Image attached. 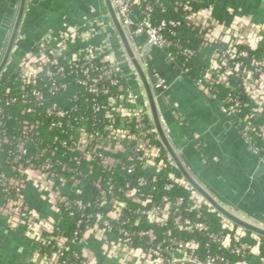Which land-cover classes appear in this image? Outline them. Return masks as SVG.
Returning <instances> with one entry per match:
<instances>
[{"label":"built area","instance_id":"built-area-1","mask_svg":"<svg viewBox=\"0 0 264 264\" xmlns=\"http://www.w3.org/2000/svg\"><path fill=\"white\" fill-rule=\"evenodd\" d=\"M221 1L223 0H177L175 11L182 10L185 15L184 20L204 31L203 46L213 45L217 42L228 44L226 49H217L213 52L209 68L195 85L209 99L218 103L222 113L232 117L238 124L250 126V123L240 117L243 107L247 104L241 100L238 93L242 89L256 102L257 114H264V51L260 56L250 52V49L257 50L259 45L264 43V21L255 20L252 14L238 13L231 9L230 22L223 23L215 16V8ZM111 2L139 60L142 61L143 51L140 50V45L133 40L136 35H144L149 43L165 51L172 45L167 32L170 31L173 34L174 31L171 28L180 25L181 19H162L155 22L152 4L146 3L143 5L144 9H140L143 0H111ZM195 3L199 4L198 8L195 7ZM132 26L135 27L134 30L131 29ZM36 46L37 50L28 52L15 70L20 74V84L24 91L28 86H36L42 80L40 75L42 71H45L51 82L47 88L48 92L56 94L60 90L68 89L69 83L59 81V76H65L68 69L60 64V59L64 55L68 66L78 65L81 62L92 63L97 59L104 62L102 66L91 64L90 67L84 69V77L78 78V83L91 93L108 94L109 89L103 85V81L107 77H112L113 84H119L118 79L114 77L120 76L136 82L140 81L130 59L125 53H121L113 47L111 35L107 33L104 23L100 21L98 23L85 22L84 24L64 23L58 31L47 32L36 43ZM243 46L245 47L243 48ZM183 52L188 57L194 54V51L189 48H185ZM167 55L173 62L175 61L168 52ZM245 58L249 62L243 65L242 59ZM152 76L157 77L155 88L164 91L167 88L166 81L155 70L152 71ZM233 79L238 80L239 83L233 85ZM218 85L231 88L232 92L221 97ZM119 89L123 90L124 88L120 85ZM34 94L40 101L45 97V92L37 87L34 89ZM92 109L96 112L104 110V116L108 122L102 129L87 130L83 128L77 137L70 135V144L67 145L69 150L80 151L86 160L97 157L102 165L109 168L116 167L122 160L130 161L131 164L122 165V169L128 173H133L136 162L141 161L142 167L153 176V180L159 177L176 180L174 173L166 170L167 163L160 159L162 147L154 142L160 139L159 135H153L154 130L145 127L146 116H152L149 104L145 101L140 102L139 96L134 90L129 95L120 93L110 96L106 104L94 97ZM48 114L64 118L67 116L68 110L58 107L55 103L48 109ZM115 114L134 120L135 130L117 126L113 121ZM161 123L167 136L170 137V128L164 116H161ZM38 126L37 123L25 120L23 126L25 138L29 139L27 133ZM249 130L253 131V136L247 134L246 141L253 152L261 157L263 148L259 146L258 142L264 143V123L255 125L254 129ZM134 141L137 142V145L131 151L130 145ZM3 143H10L9 137L5 134L0 137V150ZM18 150L19 157L26 152L25 141L19 142ZM56 163L63 170L66 168L64 162L57 161ZM18 171L19 178L8 179L3 175L2 185L5 190L16 189L17 197L9 199L0 206V219L7 217L11 228L26 224L39 245L50 243L52 240L62 246H65L67 242L78 245L84 241L87 235H94L103 241L106 256L117 259L118 264H233L230 257L225 255L211 252H207L204 256L200 255L201 242L196 238L175 239L172 246L161 241L158 244V249H145L136 245L134 242L136 238L154 242L159 239V236L153 228L127 229L124 225L130 219L123 218V211L131 210L129 203L125 199L119 198L113 190L108 191L103 188L101 179L94 183V186L100 191V211L88 215L93 217V222L82 237L68 239L64 234L53 235L59 227L65 231L68 230L60 218L59 203L71 205L74 200L71 199L72 197L77 198L84 192H92V186L74 177L72 182H68L55 170V163L50 158L41 166H36L33 163L28 166L19 164ZM179 181L181 186L190 191V201L192 202L190 207L185 205V198L182 196L174 199L165 197L163 204L155 203L152 194L142 192L140 189L147 184V179L144 177H139L136 185L131 181L127 182L120 191L126 198L140 205L141 213L149 223L164 226L172 219L176 229L190 233L205 232L212 244L219 245L240 256V259L234 264H264V245L259 235L249 234L248 230L236 226L224 216L221 220L222 230L220 231H211L205 222L184 216L183 210L192 212L201 209L205 204H210L193 189L186 179ZM29 182L37 184L39 191L43 192L52 203L57 217H42L26 204L25 191ZM172 186L173 184L169 183L166 188L170 189ZM64 188L65 192L63 193ZM74 203L79 208L87 207L80 199H75ZM71 214L73 213L71 212ZM140 220L137 218L135 224H139ZM115 228L119 230L120 235L111 239L109 233ZM171 233V228L165 232L167 236H170ZM162 249L169 251L170 258L164 256L161 252ZM61 254L62 252L57 250L50 256L43 255L41 257L44 264H59ZM81 256L85 259L83 264H100L85 251H81Z\"/></svg>","mask_w":264,"mask_h":264},{"label":"trees","instance_id":"trees-1","mask_svg":"<svg viewBox=\"0 0 264 264\" xmlns=\"http://www.w3.org/2000/svg\"><path fill=\"white\" fill-rule=\"evenodd\" d=\"M9 0H0V7L7 3ZM177 0H143L140 9L143 10V5L150 3L153 5V14L155 22L162 19H181V24L172 27L174 31L172 34L168 31L172 45L166 50L175 61L179 64L180 70L194 83L196 84L199 79L206 73L210 65L212 54L217 49H226L228 44L225 42H217L213 45L203 46L202 36L204 31L199 27L190 25L184 20V13L182 10L175 11V2ZM195 7L198 8L199 4L195 3ZM13 21L4 27L5 36L0 43V62L4 55L9 36L12 30ZM245 46H243L244 48ZM185 48L192 49L194 54L188 57L183 51ZM37 46L32 47L29 52H35ZM264 51V43H261L257 50L250 49V52L260 56ZM14 57V56H13ZM13 59V58H12ZM248 59H242V63L248 64ZM60 64L66 66L67 73L65 76H59L60 82L69 83L68 89L58 91L56 94L48 92V87L51 82L45 71L40 73L42 80L36 86H28L26 90L21 88V77L19 73H16L14 63H11L0 75V137L4 134L10 139V143H3L0 150V206L5 204L9 199H15L17 197L16 189L10 188L5 190L2 185L3 175L8 178H19L20 173L18 171L19 164L28 166L33 163L36 166L43 165L47 159H51L55 163V170L64 177L68 182H72V178H77L84 181L93 188L92 192H84L80 196L72 197L71 199L82 200L87 207L79 208L74 200L71 205H65V203H59L60 218L62 224L67 227V231L63 230L59 225L53 235L64 234L68 239L77 238L80 239L88 226L93 222V217H89V214H95L100 211V191L94 186L97 180L101 179L103 188L108 191L113 190L121 199H125L131 210L125 209L123 211V218L130 219L124 226L129 230H137L139 228H153L159 239L154 242H149L146 239L136 238L135 244L142 248H155L158 249V244L161 241H165L166 245L172 246L175 239H191L196 238L201 242L200 255L204 256L207 252L217 253L230 257L231 261L236 262L240 259V256L236 255L232 251H228L219 245L212 244L210 238L205 232H187L180 231L174 227L172 219L167 225H157L149 223L146 217L141 213L140 205L132 202L124 196L120 191L127 182L131 181L133 184H137L139 177L147 179V184L140 187L142 192L150 193L153 195V200L157 204H163L164 198L169 197L174 199L176 197H184L185 205L190 207L192 202L190 201V191L180 185V181L185 179L173 159L165 149L161 140H155L154 142L162 147L161 157L163 161L167 163L166 170L174 173L176 180H167L163 178H156L153 180V176L145 171L142 167L141 161L136 162V166L133 173H128L122 169L123 164H131L130 161L122 160L116 167H106L102 165L99 158L94 157L92 160H86L82 157V153L78 150L71 151L67 148L70 144V135L78 136L81 129L96 130L102 129L104 124L108 122V119L104 116V110L96 112L92 109V99L97 98L98 101L106 104V101L110 96L123 93L129 95L133 92L132 79L120 76L114 77L118 79L119 84H113L112 77H107L103 81V85L109 89L108 94L91 93L88 89L84 88L78 83V78L84 77V69L90 67L91 64L95 66H102L104 62L101 59H97L92 63L81 62L78 65L67 64L66 56L64 55L60 59ZM238 80L233 79L232 84L237 85ZM123 86V90L119 89V86ZM41 89L45 92L44 99L42 101L37 100L34 94V89ZM220 96L224 97L228 93L232 92L231 88L218 85ZM241 100L247 105L243 107L240 117L245 122L251 125H259L264 123V114H257V104L252 100L244 91L238 93ZM57 104L58 107L68 110V114L64 118H58L54 114H48V109L53 104ZM28 120L31 123H37L39 126L32 131H29V139L25 138V132L23 130L24 121ZM114 123L123 128H130L135 130V122L128 117L115 114L113 117ZM60 122V124H59ZM54 123H57L54 125ZM145 127L153 129V135H158L152 116L147 115L145 120ZM70 124V125H69ZM248 136H253V131H247ZM23 140L25 141L26 152L19 157L18 144ZM137 142H131L130 150L136 147ZM57 161L64 162L66 168L63 170L59 167ZM172 183L173 186L170 189L166 188V185ZM112 186V187H111ZM71 212L73 214H71ZM184 216H190L195 220H201L209 226L211 231L222 230L221 220L223 215L216 211L210 205H203L199 210H193L192 212L182 211ZM140 218V223L135 224V220ZM238 226V225H236ZM171 228L172 233L167 236L165 232ZM77 233V234H75ZM249 234L252 232L248 231ZM119 230L114 229L109 233L111 239L119 236ZM264 245V237L260 236ZM250 240V237H248ZM208 245V246H207ZM160 249V248H159ZM60 250L59 264H83L84 258L81 256V251L78 250L74 244L66 243L65 246L59 245L55 240L50 243L41 244L38 249V255L50 256L53 252ZM161 252L167 258H170V253L166 249H162Z\"/></svg>","mask_w":264,"mask_h":264},{"label":"crops","instance_id":"crops-1","mask_svg":"<svg viewBox=\"0 0 264 264\" xmlns=\"http://www.w3.org/2000/svg\"><path fill=\"white\" fill-rule=\"evenodd\" d=\"M20 1L9 0L1 6L6 8L0 11V43L5 36L4 27L15 20ZM80 1L90 9L92 15L71 6L63 11L61 7L65 0H27L17 44L25 43L27 46V40L45 21H51L49 31H58L64 23L100 21L111 35L113 47L126 54L105 0ZM9 9L12 13L8 12ZM231 9L238 13L252 14L255 20L264 21V0H223L216 6L215 16L223 23H229L232 18ZM133 40L139 45L147 42L146 37L140 34ZM152 59L148 55L145 61L152 62ZM142 63L150 78H153L152 71L155 70L167 83L164 91L157 90L155 82L151 85L156 97L163 96L159 103L161 116L167 120L170 141L190 173L227 209L252 223L261 224L238 208L259 157L246 141L247 130L232 117L222 113L218 103L209 99L180 69L176 70L163 59L152 62L150 66L144 60ZM17 66L14 65V68ZM132 83L139 101L148 102L142 82L132 80ZM258 144L263 148V156L264 143L259 141ZM25 202L42 217H57L52 203L39 191L36 183H28ZM39 246L26 224L11 228L7 217L0 219V264H44L43 258L38 255ZM75 247L88 253L97 263L118 264L117 259L106 256L105 245L97 236L87 235Z\"/></svg>","mask_w":264,"mask_h":264},{"label":"water","instance_id":"water-1","mask_svg":"<svg viewBox=\"0 0 264 264\" xmlns=\"http://www.w3.org/2000/svg\"><path fill=\"white\" fill-rule=\"evenodd\" d=\"M105 4L113 25L121 39V42L124 46L125 52L130 59L132 65L135 68V71L139 77V80L142 82L147 99L149 108L151 111V115L156 127V131L160 137L162 144L164 145L165 149L168 151L169 155L173 159L174 163L186 179V181L196 190L200 195H202L206 201L221 215L231 220L236 225L245 228L246 230L255 233L259 236L264 237V155L258 157L256 159V164L251 174V180L249 183V187L245 192L244 196L240 199L238 203V208L245 212L250 217L256 219L261 224L252 223L239 215L235 214L231 210L227 209L223 206L209 191H207L199 181L190 173L184 162L182 161L181 157L173 147L169 137L167 136L163 125L161 123V113L159 109V103L163 99V96L156 97L153 89H152V82L157 81V77L150 78L147 74V70L144 67V63L137 57L135 50L129 40L125 29L121 25L116 12L113 8L111 0H105ZM27 0H21L17 15L13 22L12 30L9 36V40L0 62V75L3 71L7 68V66L11 63L18 65L22 58L32 49L33 46L49 31L50 29V22L45 21L41 25L37 27L34 31L32 36L27 40L28 45L25 46L24 44H17L19 32L21 29L23 17L26 11ZM74 7L78 10L84 11L87 15H92L89 8H87L80 0H65V4L61 7L63 11H66L68 7ZM5 6L0 8V11L5 10ZM9 13H12L9 9ZM52 20V18L50 19ZM4 27V25H1ZM132 30L135 29L134 26L131 27ZM142 35V34H141ZM140 50L143 51L142 60L146 63L147 66H150L152 62L159 61L163 59V61H167L169 65L175 67V69L179 70V65L175 63L169 58L166 51L147 42H142L140 44ZM151 55L153 57L152 62L145 61L146 57ZM14 56V57H13ZM13 58V59H12ZM152 79V80H151ZM137 93V91H136ZM245 130L254 129L255 125H241Z\"/></svg>","mask_w":264,"mask_h":264}]
</instances>
